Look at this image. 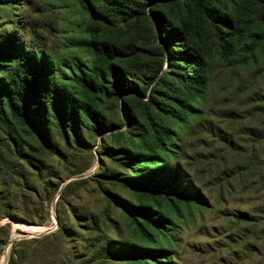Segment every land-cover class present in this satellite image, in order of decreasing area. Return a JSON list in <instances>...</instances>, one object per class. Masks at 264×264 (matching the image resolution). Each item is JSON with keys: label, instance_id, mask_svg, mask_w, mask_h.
Listing matches in <instances>:
<instances>
[{"label": "trees", "instance_id": "16d2710c", "mask_svg": "<svg viewBox=\"0 0 264 264\" xmlns=\"http://www.w3.org/2000/svg\"><path fill=\"white\" fill-rule=\"evenodd\" d=\"M75 1L87 60L54 57L18 25L20 0H0V182L25 170L21 159L43 163L84 147V131L116 127L101 138L116 162L103 175L132 190L124 209L138 240L116 244L117 255L170 264L177 220L207 205L179 164V130L200 114L214 51L264 58V0Z\"/></svg>", "mask_w": 264, "mask_h": 264}, {"label": "rangeland", "instance_id": "374dc122", "mask_svg": "<svg viewBox=\"0 0 264 264\" xmlns=\"http://www.w3.org/2000/svg\"><path fill=\"white\" fill-rule=\"evenodd\" d=\"M20 2L18 25L54 57L89 59L75 0ZM200 108L179 130L177 156L207 205L177 220L169 263L264 264V58L240 63L214 51ZM114 129L84 131V147L44 153L43 163L21 159L25 170L0 182V264H62V250L70 264H128L116 244L138 242L124 209L133 193L103 175L102 163L116 168L101 140Z\"/></svg>", "mask_w": 264, "mask_h": 264}, {"label": "bare ground", "instance_id": "6f19581e", "mask_svg": "<svg viewBox=\"0 0 264 264\" xmlns=\"http://www.w3.org/2000/svg\"><path fill=\"white\" fill-rule=\"evenodd\" d=\"M26 227V226H25Z\"/></svg>", "mask_w": 264, "mask_h": 264}]
</instances>
